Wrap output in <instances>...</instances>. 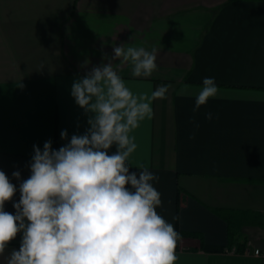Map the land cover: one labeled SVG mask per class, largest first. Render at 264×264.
I'll return each instance as SVG.
<instances>
[{
	"label": "crops",
	"instance_id": "obj_1",
	"mask_svg": "<svg viewBox=\"0 0 264 264\" xmlns=\"http://www.w3.org/2000/svg\"><path fill=\"white\" fill-rule=\"evenodd\" d=\"M120 45L155 49L157 69L134 77L130 63L111 59ZM110 60L133 91L169 86L133 133L130 171L139 162L159 177L157 211L182 237L176 264H264L251 252L264 248V226H242L251 245L239 252L225 219L264 213V0H0V170L17 187L5 210L15 214L12 173L30 176L34 145L58 150L85 133L72 84ZM205 77L218 93L193 112Z\"/></svg>",
	"mask_w": 264,
	"mask_h": 264
},
{
	"label": "clouds",
	"instance_id": "obj_2",
	"mask_svg": "<svg viewBox=\"0 0 264 264\" xmlns=\"http://www.w3.org/2000/svg\"><path fill=\"white\" fill-rule=\"evenodd\" d=\"M112 60L128 62L134 77H150L157 69L155 49L114 46ZM167 85L133 91L114 70L111 60L74 80L71 96L87 115L88 128L58 150L52 141L33 146L30 176L20 181L15 214L5 210L17 187L0 170V257L22 234L7 264H176L182 237L157 208L159 180L137 162L133 133L153 116L152 104L165 99ZM218 93L215 79L205 77L193 112ZM212 120L211 112L204 113ZM199 125H196L198 127ZM192 138V137H190ZM116 152L109 154L112 146Z\"/></svg>",
	"mask_w": 264,
	"mask_h": 264
},
{
	"label": "trees",
	"instance_id": "obj_3",
	"mask_svg": "<svg viewBox=\"0 0 264 264\" xmlns=\"http://www.w3.org/2000/svg\"><path fill=\"white\" fill-rule=\"evenodd\" d=\"M229 225V244L237 245L239 252H245L247 246L244 237L241 234V228L244 226L248 220L264 226V213H249V212H240L235 215L226 216L225 218Z\"/></svg>",
	"mask_w": 264,
	"mask_h": 264
},
{
	"label": "built area",
	"instance_id": "obj_4",
	"mask_svg": "<svg viewBox=\"0 0 264 264\" xmlns=\"http://www.w3.org/2000/svg\"><path fill=\"white\" fill-rule=\"evenodd\" d=\"M249 245H251V243H249L248 246ZM248 246L245 250V253L249 252V250H250V249H248L249 248ZM233 252H235V250ZM251 252L257 256L264 258V248H255Z\"/></svg>",
	"mask_w": 264,
	"mask_h": 264
}]
</instances>
